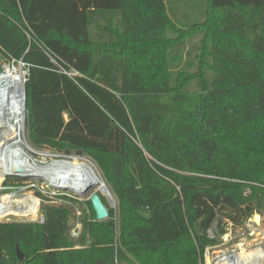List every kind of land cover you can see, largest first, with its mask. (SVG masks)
Segmentation results:
<instances>
[{
    "label": "trees",
    "instance_id": "obj_1",
    "mask_svg": "<svg viewBox=\"0 0 264 264\" xmlns=\"http://www.w3.org/2000/svg\"><path fill=\"white\" fill-rule=\"evenodd\" d=\"M0 56L28 67L30 144L76 149L119 187L118 237L103 198L96 221L61 196L42 224L0 223V264H203L264 211V0H0Z\"/></svg>",
    "mask_w": 264,
    "mask_h": 264
},
{
    "label": "rangeland",
    "instance_id": "obj_2",
    "mask_svg": "<svg viewBox=\"0 0 264 264\" xmlns=\"http://www.w3.org/2000/svg\"><path fill=\"white\" fill-rule=\"evenodd\" d=\"M180 5V4H179ZM179 13H182V10H178ZM188 12V11H187ZM169 37H174L171 33H168ZM200 41V36L197 35L194 38L189 39L184 47V51L182 54V63L184 62H195V56L199 55V52L196 51V47L198 46ZM9 62H6L4 59L2 60V65H7ZM1 65V66H2ZM18 67V66H17ZM23 71V69H22ZM25 101V98H24ZM23 120L19 124L20 132H21V140L23 145L29 149V154L34 157V159L38 163L48 164L53 161L61 160L59 158L54 157H43L44 155H59V156H81L85 158L89 163H91L95 168L96 171L103 181L104 185L108 190V194L110 197L102 196L98 194L96 188H92L86 195L80 196L75 192L68 190V189H61V188H54L48 183L46 180L40 178L39 176L36 177H26L23 178L20 175H8L3 176L0 180V203L4 198L12 197L13 200L18 201V204L13 205L15 210H21L23 205L32 199L37 204V210L35 215L32 213H28L26 216H19L22 215L21 213H11V215L5 214L0 212V223H11V222H34L38 224L43 223V215L40 212V206L42 204H48L53 206H58L63 201L60 199L61 196H66L69 198L76 199L78 202L83 204L84 202L88 201V197L91 193L96 192L101 198L104 199L108 209L112 210L113 212V221L115 224V237H118V197H119V187L118 183H116V178L114 174V170L112 169L110 172V176L105 177L101 174L98 170L95 163H93L87 156L83 155L80 151L72 148H67L64 145H60L55 150H50L46 148H36L30 144L28 140V128L26 124V113L24 112ZM32 151V152H31ZM33 153V154H32ZM115 157V154L113 155ZM7 183V185H5ZM37 194L42 195L46 201H42L40 198L37 197ZM249 194V190L244 193V196ZM86 207L87 215H90L88 207ZM259 215L258 213L254 212L251 216L246 219L241 225L232 227L231 224H228V231L226 236L220 237V243L210 248L211 251H218V250H231L235 249L241 251L240 255H246L245 258L251 259L253 256L262 254L263 261L261 264H264V211L261 212L259 215V221L257 224L254 223L253 217L254 215ZM90 218V216H88ZM108 219V218H107ZM106 219V220H107ZM82 233V214L80 211H75V218H74V226L71 230V237L73 239L78 238V236ZM212 235H214V230L211 231ZM254 249H262L263 253L259 250ZM254 250V251H253ZM26 258V257H25ZM254 259H251V264L254 263ZM24 262V261H23ZM204 264V262H203ZM206 264V263H205Z\"/></svg>",
    "mask_w": 264,
    "mask_h": 264
},
{
    "label": "bare ground",
    "instance_id": "obj_3",
    "mask_svg": "<svg viewBox=\"0 0 264 264\" xmlns=\"http://www.w3.org/2000/svg\"><path fill=\"white\" fill-rule=\"evenodd\" d=\"M15 73L14 68L4 67L0 74V180L3 176L8 175H20L23 178L39 176L54 188L68 189L80 196L85 195L92 188H96L98 194L110 197L96 168L85 158L42 154L43 157H61L59 158L61 160L44 164L38 163L29 154V149L22 143L19 128V124L24 118L23 98L1 97L5 90L8 93L18 92L21 97V82ZM15 204H18V201L13 200L12 197L4 198L0 203V212L5 214L22 212V215L19 216H26L28 213L35 215L36 213L37 204L32 199H29L20 211L14 209L13 205ZM239 257L244 264H251L250 259L245 258L246 255L241 254ZM252 258L254 259L253 264H260L263 256L259 254Z\"/></svg>",
    "mask_w": 264,
    "mask_h": 264
},
{
    "label": "built area",
    "instance_id": "obj_4",
    "mask_svg": "<svg viewBox=\"0 0 264 264\" xmlns=\"http://www.w3.org/2000/svg\"><path fill=\"white\" fill-rule=\"evenodd\" d=\"M51 62L53 63V65L55 66V72L59 75L65 76L66 78L72 80V78L74 76L77 75L76 72L70 71L67 72L65 71L61 66H59L56 62H54L53 60H51ZM2 65V64H1ZM18 66V67H17ZM4 67H11L14 68L16 70L15 75L19 78L20 82H21V97L19 96L18 92H14V93H8L7 90H5L4 92H2V98H23V111L25 112V108H24V83L26 81V78L28 76V67L27 65L22 61V60H12L10 61L7 65H2L0 66V70L1 72L3 71ZM23 69V71H22ZM9 108V107H8ZM207 235L209 238L213 239L214 235H212L211 231L207 232ZM227 233L224 235L226 236ZM210 248H207L204 253H203V262L204 264H244L243 260L240 259L239 255L240 253H242L241 251L235 250V249H231V250H218V251H209ZM259 250L263 253L262 249H254ZM253 250V251H254ZM253 259V258H251ZM251 259L249 261H251ZM263 259L260 260V264L262 263Z\"/></svg>",
    "mask_w": 264,
    "mask_h": 264
},
{
    "label": "water",
    "instance_id": "obj_5",
    "mask_svg": "<svg viewBox=\"0 0 264 264\" xmlns=\"http://www.w3.org/2000/svg\"><path fill=\"white\" fill-rule=\"evenodd\" d=\"M2 60H3V58L0 56V66L2 64ZM0 74H1V70H0ZM88 201L91 204L92 210L95 214L96 221H103V220H106L108 218V210L105 207V205L103 204L101 197L96 192H93L90 194V196L88 197ZM252 205H254V204H252ZM253 221L255 224H257L259 221V215H257V214L254 215ZM15 252H16V257H17L18 261L20 263H22L25 260V256L19 251L18 248H16Z\"/></svg>",
    "mask_w": 264,
    "mask_h": 264
}]
</instances>
